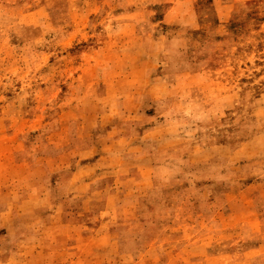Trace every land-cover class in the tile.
Instances as JSON below:
<instances>
[{"label":"rangeland","instance_id":"1","mask_svg":"<svg viewBox=\"0 0 264 264\" xmlns=\"http://www.w3.org/2000/svg\"><path fill=\"white\" fill-rule=\"evenodd\" d=\"M90 164L55 190L74 210L100 212L95 223L84 217L90 236L116 228L118 212L144 220L136 199L184 204L169 222L180 234H151L160 226L144 221L117 227L88 264H264V0H0V198L10 228L48 229L50 202L39 220L36 204L23 208L20 225L12 197L38 192L36 179L47 193L48 177ZM132 165L146 172L119 192L118 174ZM52 240L59 248L65 235ZM1 250L0 264L15 262Z\"/></svg>","mask_w":264,"mask_h":264},{"label":"crops","instance_id":"2","mask_svg":"<svg viewBox=\"0 0 264 264\" xmlns=\"http://www.w3.org/2000/svg\"><path fill=\"white\" fill-rule=\"evenodd\" d=\"M136 148H132L130 152H137ZM110 155H114V153H110ZM98 160L95 162L97 163ZM92 164L82 166L81 168H77L75 170L66 169L64 171H61L59 174V177H56L54 180L52 177H48V183L49 187H47L48 192L41 194V191L39 190L37 185H40L42 183V180L36 179L33 180V186L30 188L31 191H38L36 193L30 194L29 196L25 198L17 197L15 200L16 203V209L18 211V215H16L15 218H17L18 223L21 225L23 224L21 210L25 208L27 205H34L36 204V220H39L40 217H44L46 214L41 215V209H40V203H47L50 202L52 204V207L50 206L49 212H50V220L51 225L48 229L39 230V229H31L32 231H25V229L21 227H17L15 229L10 228V225H8V212H7V202L5 198H0V248L1 251L5 254H10V257L12 259H15L14 261H11L10 264H25L23 263L24 259L21 258L20 260V254L19 251L23 250V248H29L31 249L32 256L28 259L30 263L28 264H42L43 262L48 261H58L62 258H67L66 262L64 264H88L89 260L92 259L94 256L101 258L102 256L100 254V251H103L105 247L111 245L110 243H107L106 241L109 240V236H113L115 233V230L117 227H120L123 229L125 228H132L136 227L139 224L142 225V221L150 227V225L154 227L160 226L156 231H152L151 234L158 235V236H172V235H178L180 234L179 230L172 228H169V222L173 221V219H178L180 216H182V204H184V198L182 197V200H176V201H170L169 197L161 196L160 199H156L154 201L152 198L144 199V201L136 199V204H144L145 205V217L144 220H142V216H136L132 220L126 215L121 212H118L117 217L114 219V224H116V228L112 227L111 230L107 232H102L99 234L92 233L90 236V231L88 228L83 227L85 225L84 217L92 223H95L99 220V217H101V214L99 211L92 210H74L72 206H70V202L72 204V201L68 198H61L58 195L55 194V190L59 189L63 178H72L75 177L76 174H78L80 171H85L87 169H90ZM95 164H93L94 166ZM144 168V170H143ZM138 171L140 172H146V167H138V166H128V172H121L118 174V177H121V180H124V186L120 188L121 181L119 180L118 186H116L119 189V192H124V189L127 185V183H134L135 178L132 177L134 174H136ZM79 177L74 178L72 180L76 181ZM40 180V181H39ZM45 182V181H43ZM101 183L100 177H97L95 179H92L88 181L86 184L91 183ZM123 189V190H121ZM82 192H85L86 189H79ZM138 191V188H136L135 192ZM147 193V192H146ZM145 193V195H146ZM12 198H15L14 196ZM107 204H113L115 205L114 198H107L106 199ZM63 202L65 205V211L63 214L59 211H56L57 206L56 204ZM54 205V206H53ZM211 206H214V202H210ZM120 207L122 206L120 203L115 207V210L120 211ZM109 208V207H108ZM156 208L155 212L154 209ZM56 212H51V210ZM135 209V208H134ZM133 209V210H134ZM174 210V212H172ZM159 212V213H158ZM62 214V215H61ZM155 214V215H153ZM54 216H57L56 219L52 218ZM126 215V216H125ZM200 216L198 213H196L195 218ZM48 217V216H47ZM90 217V218H89ZM126 217V218H125ZM224 217H226V212L224 211ZM220 218V214H219ZM125 219V220H124ZM123 220V221H122ZM16 221V223H17ZM222 222V221H220ZM227 221H224V223ZM134 223V224H133ZM213 223V222H211ZM230 223V222H229ZM223 224V223H222ZM228 224L225 223L224 227H227ZM5 229V230H3ZM119 229V228H118ZM174 232H170V230H173ZM96 229L91 228V232H95ZM194 235H200L201 232L198 229H194ZM65 235V243L61 245L59 248L56 247L53 242V237L58 238V236ZM41 237L42 239L38 238L35 240H31V237ZM91 237V238H90ZM44 238L50 239V241L43 245L42 241ZM90 246L93 249H90ZM104 247V248H102ZM64 252H62V251ZM25 253H28V255L31 254L29 251H24ZM58 253H64L66 256L59 255ZM79 254V255H78ZM36 255V256H35ZM27 256V255H26ZM75 262H74V260ZM8 261V260H7ZM32 261V262H31ZM77 261V263H76ZM101 261V260H97ZM9 262V261H8ZM7 262V264H8ZM103 262V261H102Z\"/></svg>","mask_w":264,"mask_h":264},{"label":"bare ground","instance_id":"3","mask_svg":"<svg viewBox=\"0 0 264 264\" xmlns=\"http://www.w3.org/2000/svg\"><path fill=\"white\" fill-rule=\"evenodd\" d=\"M15 198H17V197H15Z\"/></svg>","mask_w":264,"mask_h":264}]
</instances>
